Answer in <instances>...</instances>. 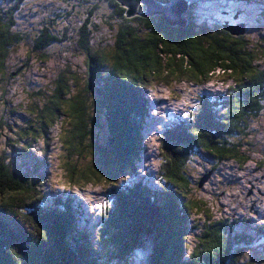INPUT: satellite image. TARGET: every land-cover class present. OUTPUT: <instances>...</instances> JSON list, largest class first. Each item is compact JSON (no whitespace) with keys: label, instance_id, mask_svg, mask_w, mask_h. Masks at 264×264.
<instances>
[{"label":"trees","instance_id":"16d2710c","mask_svg":"<svg viewBox=\"0 0 264 264\" xmlns=\"http://www.w3.org/2000/svg\"><path fill=\"white\" fill-rule=\"evenodd\" d=\"M66 1V9L58 6L48 16L57 23L55 32L41 28L31 37L32 53L46 63L57 52L81 51L87 76L81 82L65 62L53 83L32 86L33 97L25 105L28 113L21 115L24 121L9 128L19 147L13 145L10 152L0 148V264H240L258 239L264 243V223L250 227L248 218L229 222L206 214L191 245L186 239L189 215L200 206L191 197V169L199 156L196 150L216 165L234 159L244 164L249 159L240 140L249 136L250 125L264 112V46L243 29L222 22L214 35L205 33L218 25L207 23L212 19L207 4L216 0H181L187 2L183 27L170 26L161 15L144 17L143 5L128 17L117 0ZM155 1L164 5L171 0ZM234 1L218 0L229 3L224 7ZM22 9L23 3L13 0L0 10L4 90L19 71L8 65L10 56L27 36L15 28ZM69 17H77L76 22L59 24ZM100 23L115 26L113 43L98 39ZM141 24L147 34L141 32ZM171 73L176 76L172 79L192 84L220 75L234 83L226 88V102L218 97L203 105L194 124H170L173 130L161 140L156 191L148 183L140 187L138 181L119 190V178L142 149L140 136L148 115L144 83L149 78L167 83L164 76ZM2 107L0 141L7 122ZM58 124L65 129L60 146L65 149L69 181L88 179L94 167L115 183L107 189L115 206L108 205L100 214L102 228L94 239L99 246L87 229L75 225L80 218L90 220L78 201H73L78 214L69 201L64 207H50L37 189L45 181L42 169L47 160L32 151L30 143H48L52 134L58 135L53 133ZM13 151L17 158L10 154ZM31 155L34 165L27 167L23 162ZM82 155L92 161L79 168L77 158ZM242 224L251 234H246V227L240 231Z\"/></svg>","mask_w":264,"mask_h":264},{"label":"rangeland","instance_id":"374dc122","mask_svg":"<svg viewBox=\"0 0 264 264\" xmlns=\"http://www.w3.org/2000/svg\"><path fill=\"white\" fill-rule=\"evenodd\" d=\"M12 1L0 0V10ZM18 1L23 3V9L17 15L18 26L15 28L20 32L27 33V36L26 40L13 50L8 62L10 67L19 69L16 72L18 74L12 75L15 78L12 79L11 86L5 87L6 90L0 86V104L3 106L2 110L7 111L5 115L7 122L3 123V129L6 131L1 138L0 148L4 150L8 148V152L13 149V145L17 144V142H13L9 128L24 121V117L21 115L23 113L27 115L28 109L25 105L30 97H33L32 91L35 88H43L53 83L54 75L65 62L72 65L73 71L81 78V82L87 76V62L81 51L69 49L71 53L57 52L46 63L40 62L39 57L32 53L31 37H34L41 28H46L48 33L55 32L57 23L49 19L48 16L49 14L53 15L59 9L58 6H61L60 9H66L64 6L68 2L66 0ZM68 1L73 3L72 0ZM226 4L229 3L218 2V0L207 4L210 10L209 15H212V19L207 23L218 25L205 33L214 35L221 29L219 24L222 22L239 27L240 30L243 29L244 33L250 35L255 42L264 46V0H249L243 4L235 0L234 3H230L233 5L224 7L223 5ZM76 20L77 17H69L59 24L75 23ZM113 24L115 23L113 22ZM139 26L142 33H148L144 25ZM114 33L115 26L111 28L102 23L99 24L97 34L99 40L103 39L113 43ZM22 61H27L28 65H22ZM164 77H167V83L159 82L157 78H149L144 83L146 84L145 97L149 101L145 113L148 114L147 117L150 118V121H147L145 129L141 133L142 154L137 157L136 162L129 170L123 171V177L118 180L120 183L118 187L122 190L123 187L134 181H138L140 187L148 183L153 188L155 174L158 173L161 161V140L165 138L168 131L173 130L170 128V124H178L180 120L194 124L197 117L195 113L200 111L203 105H210L217 95L222 96V100L225 101L228 94L227 89L234 83L228 80L227 76L221 75L215 76L210 82L204 84H192L172 79L171 77H176L172 73L165 74ZM28 83L29 85H27ZM74 89H76L75 86H73ZM249 129L251 131L249 136L244 138L243 142L242 139L240 140L242 151L249 154V159L244 164L234 159L213 166L214 163L201 156L195 159L196 163L191 169V180L194 186L191 197L195 202L200 203V206L197 210H192L191 214L190 224L195 227H189L190 230H188L186 238L191 242V245L195 241L194 235L200 231L198 224L205 221L206 214L211 215L212 219L221 217L229 222L235 217L248 218L250 227L264 223V112L253 121ZM53 133L58 135L53 136L52 134L48 143L44 141L30 143L31 150L38 155L45 156L47 160L42 169L43 174L47 172L45 181L38 184L37 189L40 194H43L42 201H47L46 203L49 205L59 192L70 191L72 195L55 199L56 206H62L61 203L64 207L66 205L64 200H69L71 203L78 201L83 204L78 208L84 209L87 215L89 214L90 220L80 218L78 222H75V225L77 228L87 229L93 241L95 230L92 220H96L97 214L104 212L108 205L109 208L115 206L113 197L107 194V189L111 188L113 184L115 186V183L107 181L105 177L100 176L101 172L98 169L91 167L93 173L88 179L81 178L72 184L65 168L67 161L65 149L60 146L65 129L59 128L58 124L53 129ZM16 147H19V144ZM17 153L13 151L10 154L17 158ZM91 159L92 157L87 155L85 157L78 156L76 164L79 168H84L91 164ZM17 162L19 165L20 159ZM23 163L27 167H32L34 160L29 156L24 159ZM204 177H207L206 180L198 186L197 184H200ZM244 227H246V234H251L245 224L241 225L240 231ZM258 240V243L250 251H245L240 264H264V243Z\"/></svg>","mask_w":264,"mask_h":264},{"label":"water","instance_id":"95a60500","mask_svg":"<svg viewBox=\"0 0 264 264\" xmlns=\"http://www.w3.org/2000/svg\"><path fill=\"white\" fill-rule=\"evenodd\" d=\"M121 6L126 8V14L128 17H132L137 14V10L140 5L145 7L143 15L144 17H153L156 15L163 16L164 20L170 26L183 27L187 21L184 14L187 10V2L181 0H171L168 3L162 5L155 0H117ZM234 30H239V27H234Z\"/></svg>","mask_w":264,"mask_h":264},{"label":"bare ground","instance_id":"6f19581e","mask_svg":"<svg viewBox=\"0 0 264 264\" xmlns=\"http://www.w3.org/2000/svg\"><path fill=\"white\" fill-rule=\"evenodd\" d=\"M30 157L33 158L32 155H31ZM208 177H209V176H208ZM150 190H151V188H150ZM58 200H64V199H58ZM55 201H56L55 199L52 200L53 205H56V202H55ZM64 201H65V203H67L69 200H64ZM70 203H71V202H69V208L72 209L75 213H77V211H76V209H75V206H73V201H72L71 204H70ZM80 205H83V204H80ZM57 207L59 208L60 206H55V208H57ZM61 207H62V206H61ZM65 211H66V212H65ZM65 211H64V212L67 213L68 210L65 209ZM89 213H90V212H89ZM77 214H78V213H77Z\"/></svg>","mask_w":264,"mask_h":264}]
</instances>
